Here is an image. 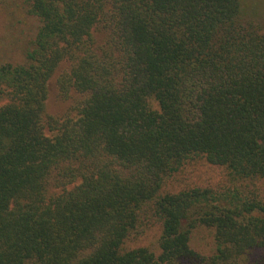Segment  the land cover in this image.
Instances as JSON below:
<instances>
[{
  "label": "trees",
  "instance_id": "1",
  "mask_svg": "<svg viewBox=\"0 0 264 264\" xmlns=\"http://www.w3.org/2000/svg\"><path fill=\"white\" fill-rule=\"evenodd\" d=\"M26 3L36 34L0 62V264H264L248 2ZM53 77L74 102L60 116Z\"/></svg>",
  "mask_w": 264,
  "mask_h": 264
},
{
  "label": "rangeland",
  "instance_id": "2",
  "mask_svg": "<svg viewBox=\"0 0 264 264\" xmlns=\"http://www.w3.org/2000/svg\"><path fill=\"white\" fill-rule=\"evenodd\" d=\"M246 1L249 4V7L247 6L248 17L253 18L256 22L264 20V6H255V1L264 4V0ZM6 2V5L0 3V62H17L23 59L26 47L36 34L38 20L29 14L27 0H7ZM72 102L71 99H64L59 96L55 77H53L51 92L46 103L47 112L51 115L60 116L69 110ZM186 171L182 173L181 177L183 175L188 176L187 181L199 182L201 176L204 178L201 172L187 171L186 174ZM174 184H177L176 180H172V184L169 185ZM256 188L264 196V180L258 181ZM154 227L151 232L157 233L158 226L155 225Z\"/></svg>",
  "mask_w": 264,
  "mask_h": 264
}]
</instances>
